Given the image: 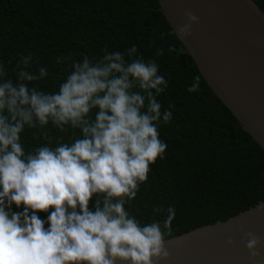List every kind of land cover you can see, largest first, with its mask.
I'll return each instance as SVG.
<instances>
[{"label":"clouds","instance_id":"clouds-1","mask_svg":"<svg viewBox=\"0 0 264 264\" xmlns=\"http://www.w3.org/2000/svg\"><path fill=\"white\" fill-rule=\"evenodd\" d=\"M185 15L187 23L174 29L182 41L199 22L191 11ZM168 51L183 49L172 44ZM137 52L136 45L104 48L100 56L72 60L54 92L36 86L49 73L30 71L32 53L21 56L15 81L0 64V264H154L169 257L164 242L175 207H155L166 219L143 225L125 208L163 158L167 144L158 126L173 118V105L162 112L157 100L167 81L156 60ZM199 90L197 76L188 91ZM49 124L80 135L53 146L43 131ZM26 128L42 130L48 142L26 150ZM39 212L49 213L46 220ZM245 237L250 256H258L260 238Z\"/></svg>","mask_w":264,"mask_h":264},{"label":"trees","instance_id":"trees-1","mask_svg":"<svg viewBox=\"0 0 264 264\" xmlns=\"http://www.w3.org/2000/svg\"><path fill=\"white\" fill-rule=\"evenodd\" d=\"M253 1L264 12V0ZM172 44L183 52L170 53ZM133 45L146 61L156 60L158 74L167 81L157 100L162 112L173 105V118L158 126L167 148L150 166L136 197L125 204L129 213L142 225L162 223L167 212L153 209L174 206L170 238L263 201L264 149L207 84L157 0H0V64L15 81L21 56L32 53L30 71L45 67L49 73L35 82L42 91L58 90L72 60L100 56L104 48L123 52ZM161 48L164 53L157 56ZM58 57L70 59L57 63ZM197 76L200 90L190 93ZM43 131L53 138V146L80 135L78 129L62 132L51 124ZM21 137L26 150L48 142L40 129L26 128ZM94 203L89 205L93 210ZM38 214L46 220L49 213Z\"/></svg>","mask_w":264,"mask_h":264},{"label":"water","instance_id":"water-1","mask_svg":"<svg viewBox=\"0 0 264 264\" xmlns=\"http://www.w3.org/2000/svg\"><path fill=\"white\" fill-rule=\"evenodd\" d=\"M157 1L173 31L187 23L186 12L199 18L180 41L210 88L264 149V12L253 0ZM248 232L260 238L256 257L246 247ZM164 243L170 255L154 264H264V200Z\"/></svg>","mask_w":264,"mask_h":264}]
</instances>
